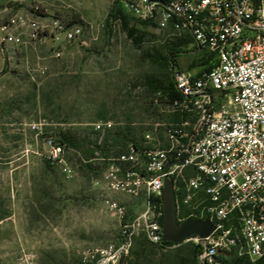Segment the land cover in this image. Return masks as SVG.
Masks as SVG:
<instances>
[{
  "label": "rangeland",
  "instance_id": "rangeland-1",
  "mask_svg": "<svg viewBox=\"0 0 264 264\" xmlns=\"http://www.w3.org/2000/svg\"><path fill=\"white\" fill-rule=\"evenodd\" d=\"M35 5L81 24L85 38L59 58L50 43L0 44V264H81L87 249L106 245L117 232L106 204L115 196L99 183L101 158L130 142L142 144L146 134L163 139L178 119L172 99L151 85L173 81L175 71L197 73L207 57L191 41L175 45L174 35L125 13L140 37L134 42L116 16L121 5L112 0H0V25L11 10ZM147 54L174 58L165 67ZM98 122L113 127L98 133ZM63 134L84 144L79 152L63 143ZM56 146L62 151L51 163ZM87 146L95 151L89 160ZM119 198L140 207L133 197ZM192 246L184 241L160 252L196 264ZM238 257L234 250L224 261L234 264Z\"/></svg>",
  "mask_w": 264,
  "mask_h": 264
},
{
  "label": "built area",
  "instance_id": "built-area-1",
  "mask_svg": "<svg viewBox=\"0 0 264 264\" xmlns=\"http://www.w3.org/2000/svg\"><path fill=\"white\" fill-rule=\"evenodd\" d=\"M136 20L189 40L211 57L210 69L175 71L178 95L170 100L178 121L164 138L150 134L142 144L106 153L99 183L111 192L106 204L117 220L115 236L87 249L81 264H129L143 236L164 246V179L173 182L177 221L208 218L209 237L188 238L199 248L198 264H224L236 250L252 263L264 256V0H112ZM0 25L2 46L50 43L55 57L82 41L81 24H68L35 5L19 7ZM111 122H98V133ZM111 146L106 149L114 151ZM103 149V148H101ZM100 149V150H101ZM104 150V149H103ZM62 149L52 147L51 163ZM117 196V197H116ZM133 197V208L119 197Z\"/></svg>",
  "mask_w": 264,
  "mask_h": 264
},
{
  "label": "trees",
  "instance_id": "trees-1",
  "mask_svg": "<svg viewBox=\"0 0 264 264\" xmlns=\"http://www.w3.org/2000/svg\"><path fill=\"white\" fill-rule=\"evenodd\" d=\"M126 12L125 10L120 6V8L117 10V18H121L122 22L124 24V28L127 30V34L130 39H132L134 42H138L140 40V37L137 35V31L133 28H129L127 24V18L124 15ZM143 23V22H142ZM148 24V23H145ZM183 40L178 39V42L175 43V45H181ZM174 54L173 52H171ZM147 57L150 59L151 62L155 64H160L165 67H169L173 61V58L171 54L167 56L160 55L159 57L154 56L152 54H147ZM207 57V56H206ZM211 57H207L205 60L204 67L201 69L202 71H206L210 69ZM151 88L153 92L162 91L168 94V96L174 100L178 97L175 88L174 83L171 79H166L165 81H158V83L151 85ZM62 141L64 144H66L68 147H72L78 152L83 147L82 142L76 143L75 140L66 134H63ZM127 136L118 137L115 139L116 143L121 142L122 139H125ZM126 150V149H125ZM122 149V151H125ZM95 151L93 149H90L88 146L85 147L84 155L87 160L94 157ZM181 244L171 243V242H165L164 246H156L151 243H149L145 237L141 236L136 240L135 247L132 251L131 259L129 264H185V260H180L178 257V254H175L174 256L171 254H165L161 253V250H164L166 247H173V246H179ZM199 252V248L197 246H192L189 250V257H191V260L193 263L198 264L197 262V254ZM224 264H227L226 261H224ZM234 264H264V256L260 260L252 263L246 258H236L234 261Z\"/></svg>",
  "mask_w": 264,
  "mask_h": 264
},
{
  "label": "water",
  "instance_id": "water-1",
  "mask_svg": "<svg viewBox=\"0 0 264 264\" xmlns=\"http://www.w3.org/2000/svg\"><path fill=\"white\" fill-rule=\"evenodd\" d=\"M164 221H163V241L181 244L192 236L205 239L212 235L215 226L208 219L195 220L187 219L182 224L177 221L176 195L173 182L165 178L162 193Z\"/></svg>",
  "mask_w": 264,
  "mask_h": 264
}]
</instances>
